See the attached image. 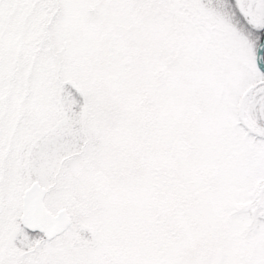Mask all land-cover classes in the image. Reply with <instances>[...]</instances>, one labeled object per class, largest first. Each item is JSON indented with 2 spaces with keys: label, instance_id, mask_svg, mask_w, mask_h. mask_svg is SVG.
Segmentation results:
<instances>
[{
  "label": "snow or ice",
  "instance_id": "obj_1",
  "mask_svg": "<svg viewBox=\"0 0 264 264\" xmlns=\"http://www.w3.org/2000/svg\"><path fill=\"white\" fill-rule=\"evenodd\" d=\"M0 264H264V0H0Z\"/></svg>",
  "mask_w": 264,
  "mask_h": 264
}]
</instances>
